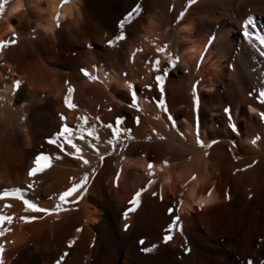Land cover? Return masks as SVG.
Masks as SVG:
<instances>
[{
    "label": "bare ground",
    "instance_id": "1",
    "mask_svg": "<svg viewBox=\"0 0 264 264\" xmlns=\"http://www.w3.org/2000/svg\"><path fill=\"white\" fill-rule=\"evenodd\" d=\"M13 37L0 51L3 264H264V0H0V46Z\"/></svg>",
    "mask_w": 264,
    "mask_h": 264
},
{
    "label": "snow or ice",
    "instance_id": "2",
    "mask_svg": "<svg viewBox=\"0 0 264 264\" xmlns=\"http://www.w3.org/2000/svg\"><path fill=\"white\" fill-rule=\"evenodd\" d=\"M67 3H69V0H64V4H67ZM62 7H63V5H61V8H62ZM136 11L138 12V11H139V8H137ZM132 15H135V13H134V12H133V13H130L129 18H130ZM251 23H252V21L249 20V21H248V24L250 25ZM123 26H124V24H123V22H122L121 27H123ZM246 28H247V25L245 26V29H246ZM244 34H245V36L249 35V33H248L247 30H245ZM119 39H124V36H120ZM16 43H18V39H17V38L13 37V38H11V39H8L6 44H3V46H0V51H3L5 47H8V46L14 45V44H16ZM110 43H112V42H110ZM158 51L163 52V51H165V49H164V48H160V49H158ZM170 59H171V58H170ZM160 63H161V62H160L159 60H156V61H155V65H156V67H157L158 69H159ZM172 64H173V66H175L176 61H175V60H172ZM82 72H83L86 76L91 75V73H90L87 69H83ZM96 79H98V78H96ZM155 80L159 83V89H160V91L163 92V90H164V83H163V82H164V76H163V75H157V76L155 77ZM129 87H132V85H129ZM72 92H73V89H72V91L69 93V98H70V99H69V101H67V107H68L69 109H74V108L77 107V105H76L74 102H72V99H71V93H72ZM132 98H133V100L136 99V93H135V91L132 92ZM261 102H264V93L261 94ZM69 104H70L71 106H69ZM132 106H133V107H136V104H133ZM160 106H161V107L163 106V102H161ZM227 111H228V110H226V112H227ZM260 115H261V118L264 119V113H261ZM62 118H63V119H66V117H62ZM81 119L84 121L85 124L88 123V119H89V118H88L87 116L81 117ZM117 123H121V121L118 120ZM108 127H112V125L110 124V125H108ZM114 131H116V130L114 129ZM71 132H72V129L66 124V125L63 127V130L59 133V135H60V136H63V137L65 138V142H66L67 144L71 145V147H72L73 149H75V151H76L77 153H79V152L81 151V149H80L75 143H73L72 137H71V135H70ZM91 134H92V133H91V131H90V132H89V135H91ZM116 135H117V138H119V133H118V131H116ZM80 138H81V139H84L83 135H81ZM50 142L53 143V144H55V143H56V140H51ZM108 143L111 144L112 141L109 140ZM253 143H256V141L254 140ZM61 147H63V145H61ZM93 148H95V145H93ZM101 158L103 159V157H101ZM48 159H49V158L46 157V156H38L37 159H36V161H35V163H36V167H33V168L30 170V173H29V174L32 175V176H35L38 172L43 171V170H44V163L47 162ZM80 159H83V158L80 157ZM83 163H84V164H88V160L83 159ZM49 166H50V165H49ZM152 167H153V165L150 164V165H149V168H152ZM249 167H250V166H249ZM88 179H89V177H88L87 175H85V176L83 177V179L81 180L80 183L73 184V186H72L71 188L67 189L65 192H63L62 194H60V196H59V200H60L61 202H66V201H68L69 197H72L74 194L78 193L80 190L85 189ZM29 187H31V186H29ZM15 191L19 192L20 190H19V189H16ZM142 192H143V190H141V191H137V192L135 193L133 199L129 202L130 205H131V207L129 208L128 211H126V212L124 213V217H125V219L128 218L130 212H134V211H136V207L140 204V200H141ZM5 195H7V192L5 193ZM24 203H25L26 206H28V208H29L30 210H33V211H36V212H48V211H49V209L41 208V207H39L38 205H36L35 203H33V202L29 201V200H24ZM56 207L59 208L60 205H56ZM173 211H174L173 209H169V212H170V213H172ZM6 219H11V217H3V216H0V222L4 221V220H6ZM23 219H25L26 221H32V220H35L36 217H35V216H33V217H23ZM180 219H181V218H180L179 216H175L174 219H173L172 224L169 226V228L167 229V231H168V232H172L174 229H176L177 224H178V222L180 221ZM125 227L127 228L128 226L126 225ZM78 230H79V229H78ZM3 234H4L3 232H0V236H2ZM170 240H172V236H171V235H167V236L165 237V242H168V241H170ZM73 243H74V242H73ZM140 243L143 245V244L145 243V241L141 240ZM142 250H143L144 252H151V251L153 250V248L145 247V248H143ZM3 252H4V249H3L2 246H0V264H3ZM57 264H62V262H61V261H57ZM249 264H251V262H249Z\"/></svg>",
    "mask_w": 264,
    "mask_h": 264
},
{
    "label": "clouds",
    "instance_id": "3",
    "mask_svg": "<svg viewBox=\"0 0 264 264\" xmlns=\"http://www.w3.org/2000/svg\"><path fill=\"white\" fill-rule=\"evenodd\" d=\"M22 6V5H21ZM17 10V8L16 7H14L13 9H12V12H15Z\"/></svg>",
    "mask_w": 264,
    "mask_h": 264
}]
</instances>
